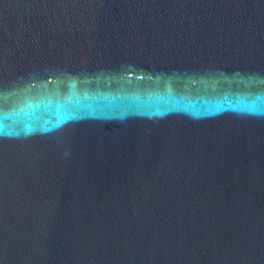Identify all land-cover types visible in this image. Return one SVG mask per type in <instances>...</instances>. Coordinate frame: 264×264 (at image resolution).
Wrapping results in <instances>:
<instances>
[{
    "label": "water",
    "instance_id": "water-1",
    "mask_svg": "<svg viewBox=\"0 0 264 264\" xmlns=\"http://www.w3.org/2000/svg\"><path fill=\"white\" fill-rule=\"evenodd\" d=\"M0 264H264V0H0Z\"/></svg>",
    "mask_w": 264,
    "mask_h": 264
},
{
    "label": "flooded vegetation",
    "instance_id": "flooded-vegetation-1",
    "mask_svg": "<svg viewBox=\"0 0 264 264\" xmlns=\"http://www.w3.org/2000/svg\"><path fill=\"white\" fill-rule=\"evenodd\" d=\"M138 68V67H137ZM141 68H144V67H141ZM143 74H147V75H150V76H152V74L151 73H143ZM207 75V74H206ZM212 75V74H211Z\"/></svg>",
    "mask_w": 264,
    "mask_h": 264
}]
</instances>
